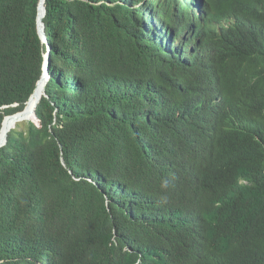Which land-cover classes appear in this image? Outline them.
I'll use <instances>...</instances> for the list:
<instances>
[{"label":"trees","instance_id":"1","mask_svg":"<svg viewBox=\"0 0 264 264\" xmlns=\"http://www.w3.org/2000/svg\"><path fill=\"white\" fill-rule=\"evenodd\" d=\"M0 264H264V0H0Z\"/></svg>","mask_w":264,"mask_h":264},{"label":"water","instance_id":"2","mask_svg":"<svg viewBox=\"0 0 264 264\" xmlns=\"http://www.w3.org/2000/svg\"><path fill=\"white\" fill-rule=\"evenodd\" d=\"M16 121H19L18 119H14L13 121H12V123H15Z\"/></svg>","mask_w":264,"mask_h":264},{"label":"rangeland","instance_id":"3","mask_svg":"<svg viewBox=\"0 0 264 264\" xmlns=\"http://www.w3.org/2000/svg\"><path fill=\"white\" fill-rule=\"evenodd\" d=\"M21 127H24V123L21 124Z\"/></svg>","mask_w":264,"mask_h":264}]
</instances>
